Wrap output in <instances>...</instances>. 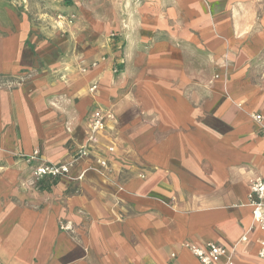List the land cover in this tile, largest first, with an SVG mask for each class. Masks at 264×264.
<instances>
[{
    "label": "crops",
    "instance_id": "crops-1",
    "mask_svg": "<svg viewBox=\"0 0 264 264\" xmlns=\"http://www.w3.org/2000/svg\"><path fill=\"white\" fill-rule=\"evenodd\" d=\"M252 13L226 0H103L110 57L67 82L45 51L27 72L21 31L1 36L0 264H199L184 244L230 250L251 225L249 183L264 179ZM97 109L111 118L92 141ZM34 151L68 177L35 187L23 160ZM259 236L237 245L234 264H264Z\"/></svg>",
    "mask_w": 264,
    "mask_h": 264
},
{
    "label": "rangeland",
    "instance_id": "rangeland-1",
    "mask_svg": "<svg viewBox=\"0 0 264 264\" xmlns=\"http://www.w3.org/2000/svg\"><path fill=\"white\" fill-rule=\"evenodd\" d=\"M226 1L250 5L253 31H260L264 38V0ZM111 15L114 16V13ZM20 31L23 33V47L28 52L27 72H32L31 67L37 69V52L45 51L51 61L60 66L61 82L75 76L81 78L103 65L110 57L109 53L103 54L106 47L104 41L115 37L111 35L114 32L103 36V0H0V37ZM118 47L120 49L121 45ZM113 48L115 43H109V49ZM259 53L264 61V44ZM113 69H116V73ZM112 74H118V65L112 68ZM26 79L27 75L8 79L5 86L15 89L23 85ZM94 85L98 83H91L87 87L88 94L93 95L98 90L97 87L94 92L89 91ZM39 182H34V186L37 187Z\"/></svg>",
    "mask_w": 264,
    "mask_h": 264
},
{
    "label": "built area",
    "instance_id": "built-area-1",
    "mask_svg": "<svg viewBox=\"0 0 264 264\" xmlns=\"http://www.w3.org/2000/svg\"><path fill=\"white\" fill-rule=\"evenodd\" d=\"M139 1L158 2L160 0ZM113 72L116 73V69H113ZM96 88L97 86L94 85L89 91L92 93ZM106 118H111V115L99 109L92 112L89 120V132L92 141L96 134L105 129ZM250 119L256 125L257 132L264 137V115L251 113ZM77 155L85 157L87 154L84 150H78ZM23 160L28 165H32L31 179L34 182L44 179L58 180L69 175L68 164L45 162L40 158L38 151H34L30 155L23 157ZM97 164L103 168L107 165L102 160H97ZM246 202L247 207L250 209L251 225L248 231L239 238L238 242L230 250L218 243H207L203 246L190 243L183 245L199 264H234L233 258L237 245L246 244L248 242V234L254 230L260 234L255 241V245L257 246L256 258L264 262V179L258 177L249 183Z\"/></svg>",
    "mask_w": 264,
    "mask_h": 264
}]
</instances>
